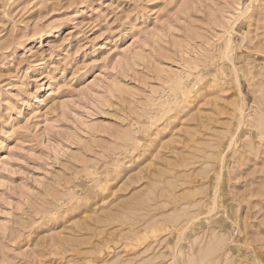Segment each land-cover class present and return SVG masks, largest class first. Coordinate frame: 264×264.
<instances>
[{"label":"rangeland","instance_id":"1","mask_svg":"<svg viewBox=\"0 0 264 264\" xmlns=\"http://www.w3.org/2000/svg\"><path fill=\"white\" fill-rule=\"evenodd\" d=\"M0 264H264V0H0Z\"/></svg>","mask_w":264,"mask_h":264}]
</instances>
